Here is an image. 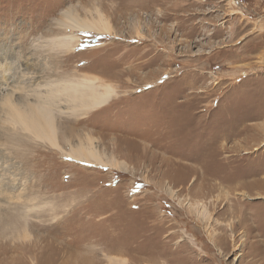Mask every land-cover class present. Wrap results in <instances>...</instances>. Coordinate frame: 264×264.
<instances>
[{
    "label": "rangeland",
    "instance_id": "rangeland-1",
    "mask_svg": "<svg viewBox=\"0 0 264 264\" xmlns=\"http://www.w3.org/2000/svg\"><path fill=\"white\" fill-rule=\"evenodd\" d=\"M67 7L115 36L51 48ZM81 77L117 96L67 126L133 170L14 137L0 108V264H264V0H0V95Z\"/></svg>",
    "mask_w": 264,
    "mask_h": 264
},
{
    "label": "bare ground",
    "instance_id": "bare-ground-1",
    "mask_svg": "<svg viewBox=\"0 0 264 264\" xmlns=\"http://www.w3.org/2000/svg\"><path fill=\"white\" fill-rule=\"evenodd\" d=\"M60 16L62 19H57L56 25L68 29L72 33L48 41L51 48L63 47L73 51L74 46L79 42L78 34H74V32H91L96 36H115L109 19L98 8L94 9V15L91 13L89 18L79 16L71 7L62 10ZM74 43L75 45H73ZM26 89L24 85H15V87L13 85L11 90L5 89L4 92H1L0 108L5 114L3 123L9 126L6 131L14 132V137L18 136L19 131L28 137L29 142L47 147L59 154L60 157L72 162L107 167L122 172L133 170L124 161L117 159V150L108 152L104 148L100 149L98 138L81 130L71 131L67 126L69 122H72L69 120L75 122V119L85 117L87 112L108 104L112 98L116 97V91L111 84L100 81L98 77H81L73 80L48 81L44 84L33 83L29 89ZM17 93L22 95L16 100L13 96ZM76 123L79 124L78 119ZM6 135L8 134L6 133ZM11 139H13L12 136ZM16 141L20 142L17 139ZM165 189L167 191L165 193H169L173 197L174 193L171 188L165 187ZM4 192L5 190L0 187V196H5L6 192ZM257 197L264 199V192L258 194ZM206 206L195 202L189 206V212L198 221L204 223L210 217ZM230 213L232 214V212ZM246 219L247 217L243 218V222ZM243 222L241 221V223ZM107 259L114 262L111 257H107Z\"/></svg>",
    "mask_w": 264,
    "mask_h": 264
}]
</instances>
